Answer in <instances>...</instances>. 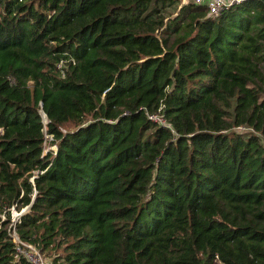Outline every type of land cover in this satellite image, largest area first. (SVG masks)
<instances>
[{
  "label": "trees",
  "instance_id": "1",
  "mask_svg": "<svg viewBox=\"0 0 264 264\" xmlns=\"http://www.w3.org/2000/svg\"><path fill=\"white\" fill-rule=\"evenodd\" d=\"M175 4L0 0V264H264V3Z\"/></svg>",
  "mask_w": 264,
  "mask_h": 264
},
{
  "label": "built area",
  "instance_id": "2",
  "mask_svg": "<svg viewBox=\"0 0 264 264\" xmlns=\"http://www.w3.org/2000/svg\"><path fill=\"white\" fill-rule=\"evenodd\" d=\"M188 1L194 4L204 6L207 12L211 15H217L223 9L232 5L239 4L242 0H188ZM148 118L152 121L163 123V118L159 114H149ZM43 144H45V135H44ZM43 150H45L44 147ZM28 180L31 182L32 177H30ZM25 209L26 207L21 208L20 210H16L14 207H11L9 209V223L7 224L6 228L8 235L13 243V249H14L13 258L18 259L22 257L29 264H48L46 259L32 244L21 240L20 238H18V236L15 233V224Z\"/></svg>",
  "mask_w": 264,
  "mask_h": 264
},
{
  "label": "rangeland",
  "instance_id": "3",
  "mask_svg": "<svg viewBox=\"0 0 264 264\" xmlns=\"http://www.w3.org/2000/svg\"><path fill=\"white\" fill-rule=\"evenodd\" d=\"M183 1H184V0H177V4H182ZM177 4L169 6V7L166 9V13H167V14H173V12L177 9V8H176V5H177ZM49 140H50L49 136L45 135V144H43V147H44L45 150L49 148V145H48ZM25 211H27V209H25L24 212H25ZM24 212H23V213H24ZM50 259H51V256H49L48 259H46L47 263H48V261H49ZM216 264H218V263H216Z\"/></svg>",
  "mask_w": 264,
  "mask_h": 264
},
{
  "label": "water",
  "instance_id": "4",
  "mask_svg": "<svg viewBox=\"0 0 264 264\" xmlns=\"http://www.w3.org/2000/svg\"><path fill=\"white\" fill-rule=\"evenodd\" d=\"M264 3V0H261Z\"/></svg>",
  "mask_w": 264,
  "mask_h": 264
}]
</instances>
